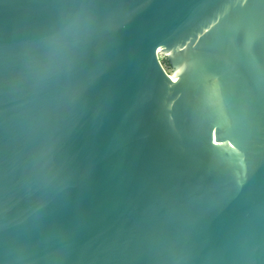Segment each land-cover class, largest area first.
<instances>
[{"label": "water", "instance_id": "water-1", "mask_svg": "<svg viewBox=\"0 0 264 264\" xmlns=\"http://www.w3.org/2000/svg\"><path fill=\"white\" fill-rule=\"evenodd\" d=\"M0 264H264V0H0Z\"/></svg>", "mask_w": 264, "mask_h": 264}]
</instances>
